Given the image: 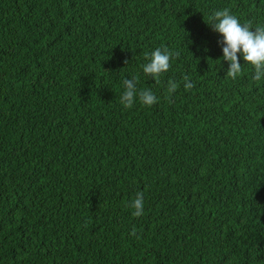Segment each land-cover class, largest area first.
I'll list each match as a JSON object with an SVG mask.
<instances>
[{"label": "trees", "instance_id": "1", "mask_svg": "<svg viewBox=\"0 0 264 264\" xmlns=\"http://www.w3.org/2000/svg\"><path fill=\"white\" fill-rule=\"evenodd\" d=\"M225 8L264 26V0H0V264H264V78L226 76Z\"/></svg>", "mask_w": 264, "mask_h": 264}, {"label": "clouds", "instance_id": "2", "mask_svg": "<svg viewBox=\"0 0 264 264\" xmlns=\"http://www.w3.org/2000/svg\"><path fill=\"white\" fill-rule=\"evenodd\" d=\"M209 21L207 24L212 31L222 37L218 44L221 45L223 53L220 59L228 63L226 76L236 80L243 72V65L248 64L254 69L252 77L254 81L264 78V26L253 27L251 22L241 23L240 19L227 8L213 12ZM174 56H179V53H173L167 47L156 48L150 54L145 53L148 62L142 65L143 73L150 76L155 83H159L162 74L172 67L171 60ZM241 57L243 64L240 62ZM183 80L185 89L190 90L194 87L187 75ZM137 83L136 77L123 80L124 92L120 97V103L125 108H132L138 97L143 105L149 107L154 105L157 102L154 93L150 89L138 90ZM179 86V83L169 79L168 93H174ZM130 206L134 209L133 216H141L144 206L143 193H137ZM135 231L133 228L131 234L135 235Z\"/></svg>", "mask_w": 264, "mask_h": 264}]
</instances>
